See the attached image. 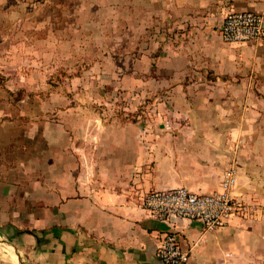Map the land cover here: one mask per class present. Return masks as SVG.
<instances>
[{
    "label": "crops",
    "instance_id": "obj_1",
    "mask_svg": "<svg viewBox=\"0 0 264 264\" xmlns=\"http://www.w3.org/2000/svg\"><path fill=\"white\" fill-rule=\"evenodd\" d=\"M135 2V47L95 61L88 89L29 123L0 115V264H163L168 231L192 248L189 264H264V45L220 35L228 11L264 13V0ZM165 97L180 128L147 146L139 109ZM232 165L253 218L205 232L141 207L153 189L219 190Z\"/></svg>",
    "mask_w": 264,
    "mask_h": 264
},
{
    "label": "rangeland",
    "instance_id": "obj_2",
    "mask_svg": "<svg viewBox=\"0 0 264 264\" xmlns=\"http://www.w3.org/2000/svg\"><path fill=\"white\" fill-rule=\"evenodd\" d=\"M135 1L0 0L1 120H38L39 111L50 114V107H64L67 97L88 89L83 75L95 61L135 47L145 23L132 10ZM168 98L146 103L138 114L175 109Z\"/></svg>",
    "mask_w": 264,
    "mask_h": 264
},
{
    "label": "built area",
    "instance_id": "obj_3",
    "mask_svg": "<svg viewBox=\"0 0 264 264\" xmlns=\"http://www.w3.org/2000/svg\"><path fill=\"white\" fill-rule=\"evenodd\" d=\"M223 41L260 42L264 45V13L255 11H228L220 27ZM171 103V99L166 100ZM144 143L154 142L157 130L176 132L180 128L179 112L167 107L166 111H144ZM238 167L232 165L224 172L221 189L211 193H194L186 187L149 190L141 198V207L152 217L163 221L184 219L201 221L205 232H213L228 225L234 216L250 219L260 211L259 204L246 201L235 194ZM158 256L163 264H189L192 248L182 243L181 234L164 232L160 237Z\"/></svg>",
    "mask_w": 264,
    "mask_h": 264
},
{
    "label": "trees",
    "instance_id": "obj_4",
    "mask_svg": "<svg viewBox=\"0 0 264 264\" xmlns=\"http://www.w3.org/2000/svg\"><path fill=\"white\" fill-rule=\"evenodd\" d=\"M22 96H23V95L19 96L18 99H22Z\"/></svg>",
    "mask_w": 264,
    "mask_h": 264
}]
</instances>
